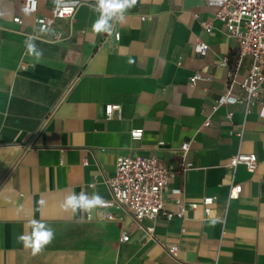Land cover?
Masks as SVG:
<instances>
[{
    "label": "crops",
    "instance_id": "crops-1",
    "mask_svg": "<svg viewBox=\"0 0 264 264\" xmlns=\"http://www.w3.org/2000/svg\"><path fill=\"white\" fill-rule=\"evenodd\" d=\"M24 1L0 0V264H69L64 248L74 257L81 241L100 242L99 251L87 250V264L101 255L110 264H264V89L250 103L218 105L230 74L232 96L245 99L252 60L238 66V44L216 20V8L205 0H137L111 32L96 33L98 0H61L77 8L74 20H58L44 33L36 19L51 18L58 4L38 0L33 15L24 13ZM198 40L209 45L205 57L194 51ZM196 73L207 81L191 85ZM109 105L120 107L119 117L107 119ZM134 129L144 131L137 142ZM185 143L193 167L171 178L165 210L176 211L174 190L198 208L184 219L144 220L159 243L130 218H103L119 210L97 207L88 220L61 207L73 192L108 201L105 180L121 156L156 153L178 168ZM239 153L257 156L254 173L228 167ZM238 184L240 195L230 199ZM206 196L215 199L208 218ZM33 219L55 231L53 260L18 242Z\"/></svg>",
    "mask_w": 264,
    "mask_h": 264
},
{
    "label": "built area",
    "instance_id": "built-area-1",
    "mask_svg": "<svg viewBox=\"0 0 264 264\" xmlns=\"http://www.w3.org/2000/svg\"><path fill=\"white\" fill-rule=\"evenodd\" d=\"M205 2L208 6L216 8V20L225 26L228 39L238 44V66L246 58L252 60L248 75L242 83V88L246 92L245 99L239 100L232 96L231 88L234 79L230 74L228 89L220 98L218 105L242 103L244 101L250 103L258 100L260 92L264 89V0H205ZM38 8V0L24 1V13L36 15ZM76 11L77 8L73 5L59 4L55 7L51 18L36 19V28L44 33L51 32L58 20L71 23L75 18ZM14 22L22 24V19L17 17ZM207 30L210 32L211 26H207ZM53 38L58 40L60 36L54 34ZM115 39L119 40L120 35L115 34ZM208 50L209 45L201 40H198L194 46L195 53L201 57H205ZM226 63H224V66H226ZM201 81H207V78L200 73H196L190 79L193 86ZM119 111V106H106L107 119L114 116L119 117ZM209 125L210 121L208 120L205 126ZM143 134L142 129H134L130 132L133 142L141 140ZM242 135L243 132H240L239 136L242 137ZM134 150L135 148L131 147L130 151ZM188 150V143L181 146L178 168L168 166L156 153L146 156L129 154L119 157L116 163L115 175L105 180L110 199L105 201L104 205L99 208L102 211L107 209L119 210L120 215L105 213L103 218L108 221L115 219L122 221L124 218H130L144 232L148 241L159 243L155 237L154 228L142 225L144 220H155L162 214L168 219L173 217L184 219L189 210L198 208L197 204H186L184 202L181 190H174L171 191V194L176 211L167 212L165 210V195L168 192L171 178L178 173L184 175L193 167L191 163L186 162ZM239 165L245 166L248 172L254 173L258 167L257 156L255 154L239 153L231 158L228 167L234 170ZM241 191L242 186L240 184L233 185L229 198H238ZM214 203L215 199L213 197L206 196L202 198L201 206L205 218L209 217ZM128 240L129 237L124 234L121 241L127 242ZM177 252L178 247L176 245L170 246L168 254L175 261L177 260Z\"/></svg>",
    "mask_w": 264,
    "mask_h": 264
},
{
    "label": "clouds",
    "instance_id": "clouds-1",
    "mask_svg": "<svg viewBox=\"0 0 264 264\" xmlns=\"http://www.w3.org/2000/svg\"><path fill=\"white\" fill-rule=\"evenodd\" d=\"M55 2L59 5L61 0H55ZM136 2L137 0H98L97 7L94 10L100 12V17L92 25L93 31L96 33L111 32L113 22L123 20L127 10L134 7ZM104 203V198L98 192L88 194L81 191L79 194L73 192L66 196L61 207L66 211L71 210L73 213L83 212L88 219H92L93 210L103 206ZM30 227V233L20 234L17 239L18 242L23 244L24 248L30 249L32 255L35 256L40 254L53 241L55 231L36 219L30 221Z\"/></svg>",
    "mask_w": 264,
    "mask_h": 264
},
{
    "label": "rangeland",
    "instance_id": "rangeland-1",
    "mask_svg": "<svg viewBox=\"0 0 264 264\" xmlns=\"http://www.w3.org/2000/svg\"><path fill=\"white\" fill-rule=\"evenodd\" d=\"M99 241H95V242H87V241H81L79 242L74 248L73 250L75 251L76 255L74 257H72L71 255L73 254L72 252V248L71 246L69 247H65V251L67 253H64V260L66 263L69 262V264H87L88 263V259L91 260V258L87 257V250H89L90 248H95L96 250L99 251ZM56 251V246L54 245V242H51L50 244H48L44 250L41 252V254H47V258L48 260H53L54 259V254ZM86 255V256H84ZM74 259V261H72ZM67 260V261H66ZM90 264H110V260L109 258H105L101 255L96 257L95 262H92Z\"/></svg>",
    "mask_w": 264,
    "mask_h": 264
}]
</instances>
